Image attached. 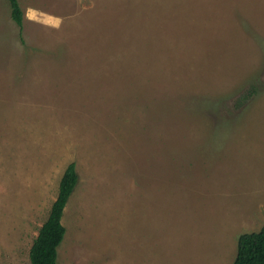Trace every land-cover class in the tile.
I'll use <instances>...</instances> for the list:
<instances>
[{
  "label": "rangeland",
  "instance_id": "obj_1",
  "mask_svg": "<svg viewBox=\"0 0 264 264\" xmlns=\"http://www.w3.org/2000/svg\"><path fill=\"white\" fill-rule=\"evenodd\" d=\"M19 2L21 26L0 0V264H31L71 162L60 264H233L264 225V0Z\"/></svg>",
  "mask_w": 264,
  "mask_h": 264
},
{
  "label": "trees",
  "instance_id": "obj_2",
  "mask_svg": "<svg viewBox=\"0 0 264 264\" xmlns=\"http://www.w3.org/2000/svg\"><path fill=\"white\" fill-rule=\"evenodd\" d=\"M9 3L13 19L21 26L23 10L19 0H9ZM255 92L254 86L249 87L241 92L238 102H247ZM77 181L75 162H71L60 180L57 198L30 248L31 264H60L57 261L58 246L66 233L62 216ZM233 264H264V225L257 231L245 232L239 236Z\"/></svg>",
  "mask_w": 264,
  "mask_h": 264
}]
</instances>
